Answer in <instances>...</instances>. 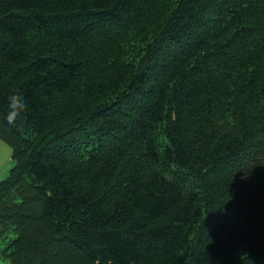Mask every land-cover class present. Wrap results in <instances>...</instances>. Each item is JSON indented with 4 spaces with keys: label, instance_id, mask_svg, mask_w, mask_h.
Returning a JSON list of instances; mask_svg holds the SVG:
<instances>
[{
    "label": "trees",
    "instance_id": "trees-1",
    "mask_svg": "<svg viewBox=\"0 0 264 264\" xmlns=\"http://www.w3.org/2000/svg\"><path fill=\"white\" fill-rule=\"evenodd\" d=\"M0 141V263L264 264V0H0Z\"/></svg>",
    "mask_w": 264,
    "mask_h": 264
},
{
    "label": "clouds",
    "instance_id": "clouds-1",
    "mask_svg": "<svg viewBox=\"0 0 264 264\" xmlns=\"http://www.w3.org/2000/svg\"><path fill=\"white\" fill-rule=\"evenodd\" d=\"M8 112L5 117L9 125L17 126L20 122L21 113L27 108L24 97L19 93L9 94Z\"/></svg>",
    "mask_w": 264,
    "mask_h": 264
},
{
    "label": "crops",
    "instance_id": "crops-1",
    "mask_svg": "<svg viewBox=\"0 0 264 264\" xmlns=\"http://www.w3.org/2000/svg\"><path fill=\"white\" fill-rule=\"evenodd\" d=\"M11 159V150L3 141H0V177L3 175V172L10 166Z\"/></svg>",
    "mask_w": 264,
    "mask_h": 264
},
{
    "label": "rangeland",
    "instance_id": "rangeland-1",
    "mask_svg": "<svg viewBox=\"0 0 264 264\" xmlns=\"http://www.w3.org/2000/svg\"><path fill=\"white\" fill-rule=\"evenodd\" d=\"M12 165H13V162H10V166L7 167V169L5 170V172H3V175L0 177V181L3 180L5 177H7L8 172H9L10 168L12 167ZM2 248H3V243L0 242V249H2ZM0 264H5V263L4 262H1Z\"/></svg>",
    "mask_w": 264,
    "mask_h": 264
}]
</instances>
